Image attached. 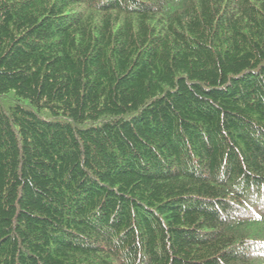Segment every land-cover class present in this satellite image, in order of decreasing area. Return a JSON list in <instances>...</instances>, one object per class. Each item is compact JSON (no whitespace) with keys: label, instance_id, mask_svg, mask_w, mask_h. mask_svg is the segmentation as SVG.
Masks as SVG:
<instances>
[{"label":"trees","instance_id":"trees-1","mask_svg":"<svg viewBox=\"0 0 264 264\" xmlns=\"http://www.w3.org/2000/svg\"><path fill=\"white\" fill-rule=\"evenodd\" d=\"M0 264H264V0H0Z\"/></svg>","mask_w":264,"mask_h":264}]
</instances>
